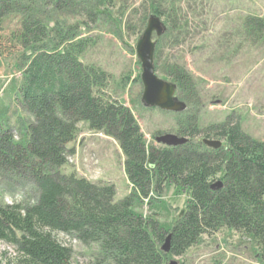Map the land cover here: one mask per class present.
Masks as SVG:
<instances>
[{
	"label": "rangeland",
	"instance_id": "1",
	"mask_svg": "<svg viewBox=\"0 0 264 264\" xmlns=\"http://www.w3.org/2000/svg\"><path fill=\"white\" fill-rule=\"evenodd\" d=\"M29 12L50 26L61 22L76 34L74 41L84 45L80 61L108 75L105 93L131 111L147 146H161L154 137L165 133L196 142L219 140L224 146L226 139L211 127L227 122L264 142V0H0V130L8 129L13 142L22 144L33 118L20 101L25 61L18 35ZM151 14L166 27L162 36L152 37L156 73L174 83L180 78L175 95L187 106L181 113L148 108L140 101L141 67L134 46ZM181 125L187 132L180 131ZM66 148L59 172L111 184L115 200L130 195L116 140L79 122ZM20 172L0 166V204L25 207L37 199L27 168ZM187 200L185 191L168 184L161 194L135 199L132 209L169 231ZM54 237L71 248V264H111L97 243L83 245L73 234L61 232ZM260 248L252 235L222 226L163 264L170 259L178 264H264ZM17 257L14 245L0 241V264H15Z\"/></svg>",
	"mask_w": 264,
	"mask_h": 264
},
{
	"label": "trees",
	"instance_id": "2",
	"mask_svg": "<svg viewBox=\"0 0 264 264\" xmlns=\"http://www.w3.org/2000/svg\"><path fill=\"white\" fill-rule=\"evenodd\" d=\"M42 21L26 13L18 35L25 61L20 101L33 118L27 141L13 142L8 129L0 130V166L16 174L27 168L38 192L25 207L0 204V241L16 247L15 264H71L72 250L55 239L57 232L73 234L83 245L97 243L111 264H163L222 226L252 235L264 263V142L227 122L211 127L226 139L217 149L192 140L147 146L131 111L105 93L108 75L80 61L84 45L74 41L76 34L61 22ZM79 122L118 142L129 196L115 200L113 185L58 171ZM217 174L222 186L211 189ZM168 184L185 191L188 200L165 231L132 204L161 194ZM168 234L170 251L164 254L160 247Z\"/></svg>",
	"mask_w": 264,
	"mask_h": 264
},
{
	"label": "water",
	"instance_id": "3",
	"mask_svg": "<svg viewBox=\"0 0 264 264\" xmlns=\"http://www.w3.org/2000/svg\"><path fill=\"white\" fill-rule=\"evenodd\" d=\"M166 30L165 25L156 14H151L147 20V24L139 36L134 51L140 62L141 73L140 81L142 84V95L140 101L143 106L148 108H158L167 112H184L187 108L186 104L178 99L175 95L177 85L172 81L160 78L155 70V47L156 41L152 39L153 34L160 37ZM154 140L166 147H177L189 142L188 138L177 136L172 133H165L154 137ZM207 147L217 149L222 143L219 140L202 139ZM222 186L220 181L211 185V189H218ZM171 234H168L160 249L164 254L170 251ZM166 264H178L175 259H170Z\"/></svg>",
	"mask_w": 264,
	"mask_h": 264
}]
</instances>
